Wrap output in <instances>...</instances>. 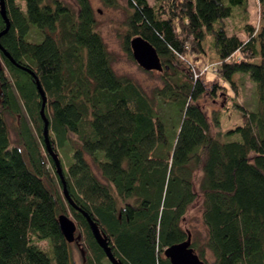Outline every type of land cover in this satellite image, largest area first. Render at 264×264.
I'll use <instances>...</instances> for the list:
<instances>
[{
  "label": "trees",
  "instance_id": "1",
  "mask_svg": "<svg viewBox=\"0 0 264 264\" xmlns=\"http://www.w3.org/2000/svg\"><path fill=\"white\" fill-rule=\"evenodd\" d=\"M3 1L9 29L0 45L14 63L0 51L11 79L0 73V264H73L58 223L68 212L82 232L86 264L111 262L83 212L122 264H170L163 251L192 234L183 222L198 199L205 237L203 248L192 238L191 246L205 264V249L211 264H264V0H256L263 25L245 23V40L228 35L224 21L250 0H126L124 50L132 56L129 41L140 36L168 67L149 94L113 70L89 0H75V10L59 0ZM32 29L40 41L28 40ZM206 39L218 63L203 68L234 92L235 74H248L255 86L257 110L239 108L241 124L224 133H211L201 105L220 86L207 93L193 75ZM49 62L52 72L36 70ZM36 80L49 133L58 147L70 146L67 167L60 164L80 210L63 195L46 149ZM21 107L22 147L11 144L3 115Z\"/></svg>",
  "mask_w": 264,
  "mask_h": 264
},
{
  "label": "rangeland",
  "instance_id": "2",
  "mask_svg": "<svg viewBox=\"0 0 264 264\" xmlns=\"http://www.w3.org/2000/svg\"><path fill=\"white\" fill-rule=\"evenodd\" d=\"M59 1L73 10L76 9L75 0ZM44 2L50 4L53 0H44ZM89 2L97 22V31L101 35L110 53L111 65L116 74L124 79L132 81L147 94L154 88L161 87V76L163 72L144 71L136 64L132 56L128 55L124 50V40L127 32L126 19L130 13L126 0H113L111 6L107 3H103L101 0H89ZM149 2L152 4L153 0H149ZM245 23L255 28V30H259L263 25V22L260 20V6L256 0H250L244 10H235L233 17L224 21L227 34L237 35L242 40L246 39V35L242 31ZM42 37L43 35L40 32L32 29L28 40L31 42H38ZM210 43V39H206L203 44L206 56L204 61L197 63L201 71L204 65L211 66L218 63V58L214 55ZM252 62L259 63V60L256 59ZM174 66H176V64H174ZM53 69L54 64L51 62L43 63L36 68L40 73H50ZM201 71L197 72L196 75H198L207 86V93L212 92L210 89L212 85L214 86L217 84L221 88L217 91L216 97L210 98L207 95L205 99L201 100V105L211 122L212 134L224 133L228 129L241 124L242 112L239 108L244 109L247 113L257 110L255 86L248 74H235L233 76V80L237 87V91L234 92L214 71L209 69L207 72H202L200 74ZM0 73H2L8 81H11L1 56ZM3 115L11 144L22 147L18 137V129L21 127V120L27 117L25 109L21 107V113L17 115L7 111H4ZM215 115L219 120V126L215 124L213 119ZM49 135L54 140L51 132ZM218 138L224 141L229 140L231 137L223 135ZM72 139H74V137H72ZM40 145L44 149L42 142ZM54 147L58 153L62 166L66 168L71 155L70 146L65 145L64 147H58L54 140ZM201 211V200L198 199L197 202L189 207L183 222L186 228L188 227L192 230L191 238L198 241L199 249H201V247L203 248L202 243L205 237V228L201 219ZM68 215L74 219L70 212H68ZM37 243L40 247L47 248V243L45 241H38ZM69 244L73 264H86L83 236L79 228H77L75 232V240ZM204 258L207 264H211L212 255L207 249L204 250ZM103 263L109 264L107 260H103Z\"/></svg>",
  "mask_w": 264,
  "mask_h": 264
},
{
  "label": "water",
  "instance_id": "3",
  "mask_svg": "<svg viewBox=\"0 0 264 264\" xmlns=\"http://www.w3.org/2000/svg\"><path fill=\"white\" fill-rule=\"evenodd\" d=\"M0 15L3 18L5 22V29L0 32V38L5 33H7L9 29V22L6 17L5 13V6L4 1L0 0ZM130 51L133 60L136 62V64L147 72H159L161 73L163 69L167 70L168 67H164L159 56L157 55L155 49L144 39H142L140 36L133 37L129 41ZM0 51L3 52V54L10 59L9 55L2 50V47L0 45ZM14 63V62H13ZM22 70L31 73L28 69L21 67ZM32 74V73H31ZM33 75V74H32ZM36 88L38 90V93L41 96L42 100V107L40 109L41 117L44 121V127H43V137L46 145V149L53 159V162L56 167V171L61 179L62 182V191L65 198L71 203L73 206V202L71 198L69 197L68 190L66 188L65 180L63 178L62 168L59 160L58 153L54 150V146L52 142L49 139V130H48V121L45 118L44 115V105H45V95L39 85V82L35 81ZM76 207V206H74ZM77 208V207H76ZM80 210V208H77ZM88 220V223L90 225V228L92 230V233L97 241V243L103 248L105 254L107 255L109 261L111 264H122L111 252L107 237L105 234L99 229V227L86 215L85 212H83ZM58 223L59 227L61 229V232L65 238V240L70 243L75 240V232L77 230V225L75 221L67 214H60L58 216ZM164 256L169 260L170 264H205L197 255V253L194 251V249L191 246V233L190 231H187V237L184 241H181L179 243H174L172 245H169L166 247L163 251Z\"/></svg>",
  "mask_w": 264,
  "mask_h": 264
},
{
  "label": "built area",
  "instance_id": "4",
  "mask_svg": "<svg viewBox=\"0 0 264 264\" xmlns=\"http://www.w3.org/2000/svg\"><path fill=\"white\" fill-rule=\"evenodd\" d=\"M209 69L207 68V67H204L203 69H202V71L200 72V74L202 73V72H207ZM199 72V71H198ZM197 74V72H194V77L195 78H197V77H199L198 75H196Z\"/></svg>",
  "mask_w": 264,
  "mask_h": 264
}]
</instances>
